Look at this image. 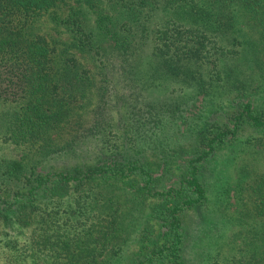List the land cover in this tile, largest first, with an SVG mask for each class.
<instances>
[{
	"label": "trees",
	"instance_id": "trees-1",
	"mask_svg": "<svg viewBox=\"0 0 264 264\" xmlns=\"http://www.w3.org/2000/svg\"><path fill=\"white\" fill-rule=\"evenodd\" d=\"M57 1L0 0V140L24 147L0 155V264H190L184 214L206 201L203 167L244 127L264 145V106L243 93L264 78V0H74L63 16ZM44 13L65 39L39 30ZM176 82L183 94L150 88ZM231 90L225 120L192 114L170 158L146 156L143 130ZM229 189L241 212L221 262L264 264V161Z\"/></svg>",
	"mask_w": 264,
	"mask_h": 264
},
{
	"label": "rangeland",
	"instance_id": "rangeland-1",
	"mask_svg": "<svg viewBox=\"0 0 264 264\" xmlns=\"http://www.w3.org/2000/svg\"><path fill=\"white\" fill-rule=\"evenodd\" d=\"M74 2V0H58L53 9L63 16L67 11L68 5L75 4ZM105 11L106 8L103 7L102 13ZM45 15L44 13L41 15L40 19L37 20L39 30L46 34L65 39L67 37L66 31H64L62 27L58 29L55 28L54 23L45 20ZM93 15L94 13L90 14V16ZM143 62L144 61L141 63V67H143ZM86 65L91 67V64L87 63V61ZM153 85H150V88L158 91L170 90V88L174 86L175 91L182 94L187 89V86L178 82L170 85L166 83L163 86H161V84ZM181 86L183 87L181 88ZM243 93L245 95L244 99L248 98L252 103L264 106V78L257 75L256 78L252 80L251 85L243 90ZM228 94L234 96V94L237 93L231 90L230 93L223 91V93L215 94L213 98L216 100L214 101L211 111H208V105H206L203 98L195 99L194 103L189 107L190 109L188 111L184 110V115H186V113L188 114L184 117V120L183 118L176 119L165 125L163 129L156 130L155 133L150 130H143V132L148 135L147 138H144L139 144L143 143L147 148L145 153L146 156L153 160L170 158V155H172V148L178 146V144L182 142V138H184L182 134L186 126L184 122L185 120L186 122H190L192 120V114L201 113V115H210L211 119L217 121L225 120L226 112L233 106L231 97L229 102L225 100ZM112 98L113 97L109 95V105H113ZM92 99L91 96L90 99H86V104L89 105V109L92 106ZM117 109L116 107L109 108L110 114L114 115L112 117L113 119L115 115H117ZM114 123L115 122H113V125L110 123L107 127L110 135L106 134V138H109L110 141H114L116 138L115 134L117 131L115 128H123V125L118 123L119 126H115ZM109 132L106 131V133ZM260 134V132L249 127L242 128V130L237 133L232 142L233 144L219 148L203 167L201 178L206 188V201L196 208L188 209L184 214V224L186 226L184 246H186L185 254L191 261L190 264H223L221 261L226 259L224 257L227 256L231 248H233L234 242L232 241L231 235L233 236V232L238 228L236 217L241 212L240 205L236 202L232 189H229L228 195L222 194L220 190L225 185L232 184L237 174V168L242 163L249 160H255L259 163L264 161V145L259 143L252 145L246 141L247 137H250L249 139L251 142H256L255 137ZM176 139H179V143ZM23 148L24 147L21 145H15L0 140V155L17 157L21 154ZM173 178L174 174L168 175L164 173L161 182L162 184H168ZM135 246L136 244H133L131 248ZM124 254L122 253V255ZM117 264H125V261L121 259Z\"/></svg>",
	"mask_w": 264,
	"mask_h": 264
}]
</instances>
